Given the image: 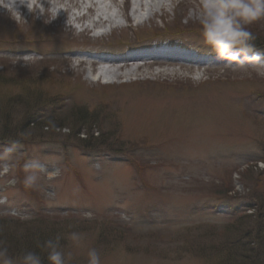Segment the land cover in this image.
<instances>
[{
	"label": "rangeland",
	"instance_id": "obj_1",
	"mask_svg": "<svg viewBox=\"0 0 264 264\" xmlns=\"http://www.w3.org/2000/svg\"><path fill=\"white\" fill-rule=\"evenodd\" d=\"M33 1L38 0H16L19 19L0 9V131L20 122L24 131L10 133L23 147L14 153L12 171L0 177V219H9L16 234L53 224L66 258L71 253L69 264H88L91 248L101 264H209L212 256L195 257L188 244L196 240L197 226L220 227L240 213L264 214V99L258 98L264 76L249 65L234 70L142 64L118 71L116 62L110 68L120 75L116 79L105 73L108 65L79 66L77 59L91 52L119 61L129 44L157 40L214 54L199 43V25L189 19L200 0H140L142 8L85 0L83 10L77 0H39L30 20ZM95 1L110 11L98 7L94 14L114 17L126 30L110 37L101 36L109 33L107 26L91 28L95 17L86 9ZM40 4L66 11V27L80 29L73 19L90 16L84 23L94 38L68 34L60 22L41 16ZM124 14L132 16L130 25ZM141 22L153 33L137 32ZM247 27L264 41V19ZM34 81H44L40 98L49 102L27 114L26 122L43 124L52 116L69 134L31 130L17 116L24 114L19 105L32 101ZM74 107L92 113L88 124L59 120L69 119ZM78 131L79 138L102 134L119 154L82 152L74 139ZM10 142L0 140V150ZM32 160L44 171L26 188L23 165ZM104 230L110 234L102 237ZM72 231L85 235L82 246L69 239Z\"/></svg>",
	"mask_w": 264,
	"mask_h": 264
},
{
	"label": "clouds",
	"instance_id": "obj_2",
	"mask_svg": "<svg viewBox=\"0 0 264 264\" xmlns=\"http://www.w3.org/2000/svg\"><path fill=\"white\" fill-rule=\"evenodd\" d=\"M17 5L16 0H0V9H4L10 17L19 19L21 15L16 10ZM39 7L41 14L46 11L53 19L60 14L54 6L40 4ZM189 19L199 25V43L209 48L216 59L227 62L218 67L246 70L247 66L252 64L255 65L257 74L264 76V49L256 47V36L247 27L264 19V0H200V3L190 10ZM44 130H54L65 135L71 131L68 127L57 126L51 119L47 121ZM22 147L20 141L14 140L0 150V177H5L12 171L14 153ZM23 171V184L26 188H31L37 184L44 169L38 161L32 160L23 165ZM87 218H92L90 213ZM122 219L127 220L128 217L124 216ZM68 235L74 245H83V233L72 231ZM2 244L0 241V264H16V259L19 264H43L41 255L34 251H26L14 259L9 254V249ZM39 247L47 251L48 264H69L71 260V253H68L66 258L62 251L59 235L44 241ZM87 258L88 264H101L100 255L95 248L88 250Z\"/></svg>",
	"mask_w": 264,
	"mask_h": 264
},
{
	"label": "trees",
	"instance_id": "obj_3",
	"mask_svg": "<svg viewBox=\"0 0 264 264\" xmlns=\"http://www.w3.org/2000/svg\"><path fill=\"white\" fill-rule=\"evenodd\" d=\"M262 42L264 41H261L259 37H256L255 44L258 49H264V43ZM44 84V81H41V83L38 84H35L34 81V85H30L36 87L35 91L29 96V99H32V101L19 105V107H24V114L17 116H22L25 120L22 122H24L28 128L31 126V128H33L31 130H43V127L47 125L49 119L56 122V118L52 116L48 119L42 118L44 125L39 121L26 122L27 114L30 115L35 109L42 107L43 103L47 104L49 102L45 100V97L44 99L40 98L42 94L41 86L43 87ZM258 98L264 99L263 91L261 93L258 92ZM16 106H18V104L13 105V108H16ZM68 114L69 119L64 118L59 120H72L76 124L83 126L88 124L87 121L93 117L92 113H89L87 109L83 107H74L69 110L67 115ZM13 120L14 119H9V122ZM20 123L15 125V129H11V126L8 125L7 128L1 130L0 140L11 142L16 140L17 137L10 135V133L16 131L21 133L24 132L19 130ZM40 124L42 125L40 126ZM26 130L27 128L25 127V131ZM79 133L80 131L75 133L74 139L77 141V148L82 152L106 151L111 154H119L117 150H114L112 145L106 146L107 138L102 134L95 136L93 132H91L89 136L87 134L85 138H79ZM112 144H114V142ZM240 176L245 180L248 173L242 171L240 172ZM44 220H46V218ZM13 228L14 225L9 219H0V241L3 242L2 246L9 249V254L13 258H18L26 251H34L41 255L43 264H48L47 251L39 247V245L48 239H54L57 236L56 234L59 233V230L56 229L53 224H50L40 226V228L38 227L36 229L27 228L21 234H16L14 232L15 228ZM194 231L197 233L196 240L189 242L188 244L191 245L189 246L192 248L195 257H201L198 253L207 255V259L209 256H212L213 259L211 258L209 264H264V214L259 210L256 215L239 216L224 226H197ZM103 232L105 233L101 235L102 237L110 234V231L107 230H104ZM208 239H211L212 241L210 243H203Z\"/></svg>",
	"mask_w": 264,
	"mask_h": 264
},
{
	"label": "bare ground",
	"instance_id": "obj_4",
	"mask_svg": "<svg viewBox=\"0 0 264 264\" xmlns=\"http://www.w3.org/2000/svg\"><path fill=\"white\" fill-rule=\"evenodd\" d=\"M53 2H57L59 4H62L64 3L65 1H69V0H52ZM77 1H81V5H80V9L83 10L84 8V4H85V0H77ZM112 2V4L115 3V1H120V0H110ZM122 1V2H121ZM120 3L122 4V6H127L129 8H132L133 6H136L138 8H142L143 7V4L140 3V0L139 2L138 1H134V0H121ZM39 2L38 1H33L32 4L30 5V8L32 10V13L35 15V10L37 6V3ZM102 3L99 4V2H91L87 9H86V13L90 14V16L92 17V15L95 17V20H92L94 21V23H90L91 24V28H103V27H109L110 28V31L108 34L104 33L102 34L101 36H105V35H109L111 37V35L113 33H120L121 31H124L126 30V28L121 24V23H118L117 21L114 20V17L112 18L111 16H107L105 18L102 17V15H96L94 14V11L97 10V8H101V9H104L105 10H108L110 11V7H102L101 6ZM46 6H49L48 4ZM77 6V3L73 6V7H76ZM117 7L114 5H112V7ZM120 7V5H119ZM98 8V9H99ZM163 9V8H162ZM21 12H26L25 8L23 6H21ZM3 14L0 12V16H2ZM67 13L66 11L63 12L62 14L60 13L58 16H56L55 21H58L60 23H56L58 26H61V27H66V24L65 23H61L63 21H66V16ZM41 16H44L45 18L49 17L51 18L50 14L48 12H43V14H41ZM89 16V18H90ZM33 17H30V20L32 19ZM87 17H85L84 15H79L78 17H75L73 19V23H76L78 25H80V32H77L75 27L69 23V25L66 27V32L70 35H78L83 37V36H88L90 33H91V28L89 27L90 24H87L85 25L84 23V20H87L89 19ZM123 18L129 22L128 24L130 25L131 21H132V16L128 15V14H124L123 15ZM34 20V19H33ZM32 24H35V23H32ZM144 23H138L137 25L138 26H135V30H137V32H139L140 34H143V33H147V34H151L153 33V30L154 29H149V30H146L145 27L143 26ZM48 24H45V26H47ZM136 27H138L136 29ZM78 36V37H79ZM130 46L132 47H135L136 46V43H131ZM168 60H165V59H150V57H146L145 55H127L125 57H122L119 61H114V60H94L92 61L93 59L89 58V57H86L85 59L84 58H80V59H77L78 63H79V66H82L84 65L85 63H92V65H94V63L98 64V65H108V71H105L106 74L108 75H114V78L118 79L120 77L119 74H117L116 71H112L110 68L112 66H114L113 63H116V62H120V65L117 67V70L120 71L121 69L123 68H129V67H132V66H135L134 67V70L135 71L136 69H139V67H141L140 65L143 64V67H149V66H154V65H164V66H167V67H174V66H181L182 65H197V66H204V64H199L197 63L195 60H192L191 58H182V59H173V57L171 56H167ZM114 61V62H113ZM138 63H140L138 65ZM138 65V66H136ZM132 71V72H133ZM149 103H145V104H141L139 105V107L141 108L142 110V106H147ZM148 114V112H146Z\"/></svg>",
	"mask_w": 264,
	"mask_h": 264
}]
</instances>
